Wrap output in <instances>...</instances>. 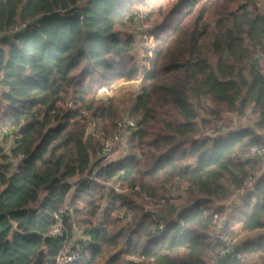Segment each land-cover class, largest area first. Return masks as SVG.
<instances>
[{
    "label": "trees",
    "instance_id": "16d2710c",
    "mask_svg": "<svg viewBox=\"0 0 264 264\" xmlns=\"http://www.w3.org/2000/svg\"><path fill=\"white\" fill-rule=\"evenodd\" d=\"M171 4L0 0V34L37 21L0 41V87L10 89L0 95V130L18 131L12 153L25 156L15 168L0 155V264H52L64 242L49 231L66 202L68 242L81 246L75 264H264V236L243 243L242 258L229 262L214 255L222 239L208 237L264 230L262 166L239 158L264 146V60L256 59L264 51V2L178 0L165 16ZM141 5L167 25L157 27L152 69L131 113L140 131L123 158L105 162L102 136L120 115L99 90L140 79L137 40L120 28L135 23ZM225 112L248 114L253 126L205 135ZM84 113L95 121L91 134ZM249 177L241 205L230 209ZM176 181L187 191L165 199ZM151 202L158 218L147 211Z\"/></svg>",
    "mask_w": 264,
    "mask_h": 264
},
{
    "label": "built area",
    "instance_id": "2783aa9c",
    "mask_svg": "<svg viewBox=\"0 0 264 264\" xmlns=\"http://www.w3.org/2000/svg\"><path fill=\"white\" fill-rule=\"evenodd\" d=\"M139 15V14H138ZM138 18V17H137ZM138 19L135 20V22ZM37 21L28 20L24 23H19L17 25H13L3 33L0 34V39L2 38H13L16 35L22 34L28 29H34L36 27ZM152 40L153 35L151 36ZM256 59L263 61L264 60V51L258 53ZM151 63V61H150ZM150 72L147 71L146 74ZM118 88V85L104 86L100 88L99 93L103 94V96H109ZM10 89L8 87H0V95L8 94ZM108 104V103H107ZM86 117H89L87 113H84ZM238 122L230 123L228 127H226L221 122H213L211 127L207 130L205 135L207 136H216L221 132H231L234 131L241 126H251V122H249V115H242L238 117ZM248 122V125H246ZM95 121H92L91 127L93 129ZM127 133L133 134L140 131V127L137 124L136 120L131 117H124L123 119L117 122L116 129L112 132L111 135L102 136V148L99 153V156L106 162L109 161L118 148L124 143V139ZM99 137V136H98ZM21 137L18 131L3 129L0 130V155L5 157L6 163L14 166L15 168L22 165L25 160L24 155H13L12 150L17 140ZM239 158L243 161H257L259 164L264 165V146L253 145L244 150L239 154ZM125 172L122 171L121 175ZM253 182V178L249 177L243 184L241 191L237 193H243V191L247 190L249 186H251ZM79 186V183L73 182L71 192H75ZM187 186L180 182L176 181L171 185H167L165 187V199H173L176 195L183 194L187 191ZM117 190V189H116ZM147 211L153 213L154 216L158 218V214H156V206L151 203L150 206L146 207ZM68 206L67 202L63 206V208L59 209L55 214V225L49 231V236L51 238L62 240L63 248L60 253L56 256L52 264H75L80 256L81 246L76 244L74 241L68 242V232L65 226V217L67 215ZM215 219H218L217 215L214 216ZM167 227V224L160 219V224L158 229L160 231H164ZM179 227H185V223L183 221L179 222ZM208 237L210 242H213L216 239H222L223 246L215 249L214 255L215 258L220 259L224 262H229L232 259H241L242 256L237 252L238 248L241 245L242 235L240 236H224L220 237L218 230H212L208 232ZM91 240L90 236H85L83 241L89 242Z\"/></svg>",
    "mask_w": 264,
    "mask_h": 264
},
{
    "label": "rangeland",
    "instance_id": "374dc122",
    "mask_svg": "<svg viewBox=\"0 0 264 264\" xmlns=\"http://www.w3.org/2000/svg\"><path fill=\"white\" fill-rule=\"evenodd\" d=\"M170 1H172L173 4L178 2V0H170ZM84 3L85 1L82 2V4ZM173 4L165 6L166 7L165 9H167L165 16H167V14H169V12L171 11V9L174 6ZM236 7L237 6H234L233 8L235 9ZM149 10H150L149 8L146 9L145 6L141 5L139 7V10L135 13V18H134L135 20L138 19L137 20L138 22H135L129 28H120V31L122 32L123 37L135 36L137 40L136 63L138 64V67L140 70V79H138L136 82H133V83L114 84V85H118V88L113 93H111L109 96H103V94L99 93L101 98L104 100V103L106 104L108 103L109 107L114 106L115 108H117V110L119 111V115H120L119 120L123 119L124 117H128V116L132 117L131 116L132 110L137 105L138 103L137 101L141 96V84L140 83L142 79L146 77L147 75L146 72L147 71L150 72V70L152 69L150 61L154 58V52L157 47L156 34H155L157 27L161 25L163 26V24L167 25V20L165 21V17H162V18L155 17L152 19L150 17ZM152 35L154 38L153 40L151 38ZM231 117H232V114H228L227 112H225L221 123H223L226 127H228L229 124L231 123ZM89 119L90 121L92 120L90 115H89ZM238 121L239 120L237 117L235 123ZM253 121L254 120L249 117V122H251V126H253V123H254ZM246 125H248V122H246ZM93 129L92 128L89 129L90 134L93 132ZM227 133L228 132L223 131L219 134H227ZM130 136L131 134L127 133L126 131V136L124 139L123 146H120L118 150L115 153H113L109 161H115V160L121 159L126 155L127 151H126V148L124 147L125 146L124 144L127 142ZM116 189H117L116 191L118 192L120 191L119 187H116ZM125 192H127V190ZM241 196L242 194H240L239 196H236L235 198L231 200L229 204L230 209L236 208L241 205V202H242ZM151 203L146 205V207L150 206ZM100 219L101 218H99L98 221ZM126 223H127V220H124L122 224H126ZM243 233H244V237L241 239V242L248 238L250 239L251 237H254L253 236L254 234H251L247 231H244ZM78 237L79 236H77V238Z\"/></svg>",
    "mask_w": 264,
    "mask_h": 264
},
{
    "label": "crops",
    "instance_id": "0c3cea01",
    "mask_svg": "<svg viewBox=\"0 0 264 264\" xmlns=\"http://www.w3.org/2000/svg\"><path fill=\"white\" fill-rule=\"evenodd\" d=\"M237 117H239L237 114H232V117H231V123H233V122H235L236 121V119H237ZM244 126H241L240 128H243ZM239 129V128H238ZM262 167H261V169L257 172V174H256V177H259V176H261V174H263L264 173V165H261ZM249 233H251V234H254L253 236L254 237H251L250 239L248 238V239H246V240H244V241H242L241 242V245L243 244V243H245L246 241H248V240H253V239H256V238H258V237H260V236H264V230H257V231H253V232H249ZM247 234V233H246ZM243 237H244V233L242 232V234H241ZM240 245V246H241Z\"/></svg>",
    "mask_w": 264,
    "mask_h": 264
},
{
    "label": "water",
    "instance_id": "95a60500",
    "mask_svg": "<svg viewBox=\"0 0 264 264\" xmlns=\"http://www.w3.org/2000/svg\"><path fill=\"white\" fill-rule=\"evenodd\" d=\"M76 15H79V13H77Z\"/></svg>",
    "mask_w": 264,
    "mask_h": 264
}]
</instances>
